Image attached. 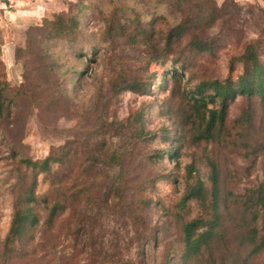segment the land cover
I'll use <instances>...</instances> for the list:
<instances>
[{"label":"rangeland","instance_id":"374dc122","mask_svg":"<svg viewBox=\"0 0 264 264\" xmlns=\"http://www.w3.org/2000/svg\"><path fill=\"white\" fill-rule=\"evenodd\" d=\"M157 2L0 0V77L9 87L0 109V241L8 230L16 177L24 172L19 158L40 159L68 152L62 165L39 175L35 189L38 196L48 194L49 206L59 202L64 210L45 230L41 223L46 207L40 201L35 204L39 225L33 240L22 257L12 258L8 264H165L181 247L174 206L185 188L183 175L189 165L196 168L190 185L199 180L207 200L209 162L218 167L222 226L196 264H263L264 250L248 258L249 248L239 241L245 224L238 196L251 185L264 184V103L237 97L228 105L224 125L213 140L194 143L188 134L181 139L180 125L175 122L181 121L187 107L183 97H169L172 84L163 71L170 62L147 64V47L131 41L133 13H141L147 21L158 14L156 26L164 30L174 24V11ZM226 7L227 15L203 31V38L213 39V49L197 53L186 47L188 39L180 41L190 66L183 82L189 75L193 79L181 84V92H190L204 79L237 75L241 68L237 64L231 71L230 59L250 40H258L264 53V1H235ZM77 9L80 29L76 45L43 38L44 19ZM113 17L125 24L122 37L107 38L103 30V18ZM92 48L95 53L87 55ZM74 52H80L82 74L70 82L62 71L75 63ZM133 81L147 84L148 91L113 90L115 85ZM59 90L62 93L56 96ZM31 92L51 97L39 101L27 96ZM140 110L144 127L155 132V140L140 155L120 158L116 183L102 180L90 156L96 145L104 142L108 147L117 138L113 133L96 136L94 117L102 112L105 123L125 121ZM164 127L177 140L176 158L171 161L165 156L155 162L152 150H163L159 136ZM10 146L16 152L14 157ZM107 189L114 195L122 189L124 199L105 193ZM136 200H147L149 205L139 210ZM197 211L196 201L190 200L184 220L194 218Z\"/></svg>","mask_w":264,"mask_h":264},{"label":"trees","instance_id":"16d2710c","mask_svg":"<svg viewBox=\"0 0 264 264\" xmlns=\"http://www.w3.org/2000/svg\"><path fill=\"white\" fill-rule=\"evenodd\" d=\"M157 1V5H165L174 11L177 16L174 24L164 30L156 26L157 19L160 17L158 14L147 21L141 13H133L131 41L147 47V64L164 65L170 62L171 66L163 71L164 76H168L172 84L169 97H183L187 107L181 121L175 122L176 125H180L181 139H185L188 134L189 139L194 143L208 142L214 139L220 127L224 125L228 105L235 98L241 97L250 101L258 99L264 103V53L258 40H250L245 43L239 55L230 59L231 71L237 64L241 68L237 75L230 74L221 80L204 79L196 82L190 92L185 90L181 92V84H188L193 79L189 75L183 82V74L190 66L186 57H183V49L179 47L180 41L188 39L186 47L197 53L213 49V39L203 38V31L212 28L218 18L226 16V5L233 4L235 1L225 0L220 6L214 0ZM78 12L79 9L58 12L52 14L50 19H44L42 22L43 38L49 42L56 41L63 45H76L80 29ZM102 21L103 30L108 35L107 38L123 36L124 23L121 24L114 17L103 18ZM176 48H178L177 51ZM42 49L49 53L45 47ZM94 53L95 50L92 48L86 54L93 55ZM73 56L75 63L62 71L64 78L70 82L73 77L82 74L80 52H74ZM93 61L94 59L91 58L89 62L93 63ZM164 81L163 78L161 82ZM8 88V83L0 77V109L6 100ZM148 88L147 84L133 81L115 85L113 90L115 93L126 89L133 93H146ZM61 93V90L57 91L56 96H60ZM27 96L39 101H43V99L46 101L51 97V95L38 97L32 92L27 93ZM93 122L96 136L113 133L112 135L117 138V141H113L108 147L104 142L96 145L90 156V162L97 167V174L102 177V180H107L111 184L116 183L119 179L117 165L120 158L132 154L140 155L145 152L146 148L155 140L156 134L144 127L143 110L129 115L125 121L112 119L108 123L104 122L103 113L99 112ZM98 129L104 131L99 132ZM170 135L166 127L161 129L159 137L164 148L158 151L152 150L154 154L151 157H154L155 162L161 161L165 156L171 161L176 158L177 140ZM10 150L14 157L16 152L12 146H10ZM67 155L68 152H61L49 154L40 159L25 156L19 158V162L23 164L24 172L16 177L10 222L4 238L0 241V264H8L12 258L22 257L25 246L29 240H33L34 229H37L39 225L38 216L34 212L35 204L40 201L46 207V217L41 223V228L45 230L52 226L54 218L64 210L65 205L59 202L49 206L48 194L38 196L35 189L39 175L50 174L53 166L62 165L66 161ZM195 171L196 168L189 165L183 175L182 182L185 183V188L179 194L178 201L174 206L175 218L180 221L181 247L175 251L173 256H168L165 264L169 259L171 264H196L203 251L210 248L215 234L222 226L220 208L223 200L220 197L218 167L215 163H208L209 194L207 200L205 187L199 180L190 185L189 179ZM172 179L178 186L177 176ZM104 192L110 193L119 201L124 199L122 189L120 192L117 190L116 195L111 193V189ZM238 197L241 210L240 218L245 224V230L240 235L239 241L249 248L247 254L249 258V256H254L264 250V184L251 185L245 188ZM190 200L196 201L197 215L184 220V210ZM103 201L107 203L108 200L103 198ZM135 205H137V209L142 210L148 207L149 203L147 200H136ZM26 237L27 240H25ZM150 238L149 236L148 239ZM106 263L104 261L103 264Z\"/></svg>","mask_w":264,"mask_h":264},{"label":"crops","instance_id":"0c3cea01","mask_svg":"<svg viewBox=\"0 0 264 264\" xmlns=\"http://www.w3.org/2000/svg\"><path fill=\"white\" fill-rule=\"evenodd\" d=\"M217 4H221L224 0H214ZM234 1H237V2H254V1H257V0H234ZM264 1V0H263Z\"/></svg>","mask_w":264,"mask_h":264}]
</instances>
